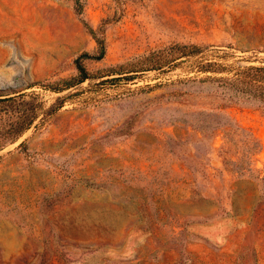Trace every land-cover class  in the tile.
Returning <instances> with one entry per match:
<instances>
[{
	"label": "rangeland",
	"instance_id": "374dc122",
	"mask_svg": "<svg viewBox=\"0 0 264 264\" xmlns=\"http://www.w3.org/2000/svg\"><path fill=\"white\" fill-rule=\"evenodd\" d=\"M248 65L264 0H0V264H264V104L198 79Z\"/></svg>",
	"mask_w": 264,
	"mask_h": 264
},
{
	"label": "trees",
	"instance_id": "16d2710c",
	"mask_svg": "<svg viewBox=\"0 0 264 264\" xmlns=\"http://www.w3.org/2000/svg\"><path fill=\"white\" fill-rule=\"evenodd\" d=\"M80 10V9H78ZM86 29L89 31V33L94 38L96 44H97V54H88L87 52H84L75 60V66L77 69V82L74 84H69L71 82V79H61L59 80L55 85L52 86L53 90H61L62 86H65L66 88L72 87L76 85L77 83H80L84 81L85 79L90 78V75L88 71L86 70L85 66L82 63V59L85 58H95V59H101L105 54V43L103 36H97L95 30L89 25L84 24ZM177 51L176 55L177 57L173 60L168 61L164 66H175L179 63L176 62L179 58H187L194 56L201 52V47L197 45H176L174 46L172 51ZM175 53V52H174ZM181 62V61H180ZM131 66L129 71L123 72V77L127 78H133L135 75H137L139 72H143L145 70L150 69H162L164 66L158 63V60L155 58V53L151 52L148 54H142L137 56L136 58H133L131 60ZM215 64L206 62L203 64H199L198 71L199 72H216L214 66ZM118 77L109 78V80H116ZM199 81H210V82H216L219 81V85L223 86V88L226 90V93L228 94V100L232 101L234 99L244 98V99H251L255 100L257 102L264 104V65H248L243 67H238L237 70L231 75V76H220L215 77L211 75H206L204 77L198 78ZM63 88V89H66ZM11 97L3 98L2 100H10ZM31 122L29 120L27 122H23V124H20L17 126L14 130L13 137L16 138L19 136L26 128H28V125ZM223 129H227L229 127V131H243L244 129L234 122L233 120H230L227 124H225ZM243 142L245 153L241 156V158H249L251 155L258 149V143L254 138H246L244 140H241ZM225 159V158H224ZM226 163V161H225ZM244 164L241 165L242 172L244 171L245 166Z\"/></svg>",
	"mask_w": 264,
	"mask_h": 264
}]
</instances>
